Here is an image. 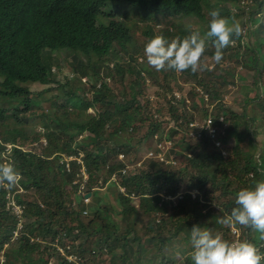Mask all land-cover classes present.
<instances>
[{"label": "trees", "instance_id": "trees-1", "mask_svg": "<svg viewBox=\"0 0 264 264\" xmlns=\"http://www.w3.org/2000/svg\"><path fill=\"white\" fill-rule=\"evenodd\" d=\"M231 1L236 2L239 12L220 10V13L229 19L242 17L244 27L256 26L255 30H249L255 34L251 47L242 45L243 35L234 36L235 43L223 50L221 64L205 69L204 76L190 70L181 74L185 80L194 79L208 95V104L213 105L211 114L223 116L227 124L223 137L227 159L213 149L208 137H203L176 141L177 150H172L170 155L176 157L177 163L182 157L180 165L149 159L147 165L136 166V151L132 160L125 158L130 149L139 144L147 146L154 134L160 140L164 132L173 139L181 131L185 136L193 113L200 109L205 117L208 112L203 96L195 101L194 89L189 88L183 96L179 85L166 82L169 75L177 77L174 70L157 72L138 62L144 56L145 46L139 45L136 30L127 23L129 19L125 12H119L120 8L128 13H142L141 20L148 22L141 31L146 42L156 35L171 40L177 36L183 38L194 28L176 24L169 18L165 28L153 34L151 24L162 23L159 17H171L163 12H173L204 22L208 30L210 16L204 9L206 0H0V156L4 143L27 147L24 151L15 148L10 155L21 176L19 183L25 189L22 194L15 193V199L23 206L25 221L19 237L13 241L16 220L5 210L7 191L0 187V264H101L105 257L116 259L115 264H144L152 261L154 255L160 258L158 264H176L175 251H180L181 257L192 251L190 230L194 225L229 240L230 229L217 223L218 219L235 206V195L241 187H252L264 179L261 171L264 148L258 152L256 141L259 134L264 135V86L260 78L264 65V0H253L255 8L248 9L241 7L240 0ZM103 8L106 13L102 17L99 13ZM66 50L73 52V59L68 62L65 58V63L80 76L88 77L91 94L80 96L68 83L64 87L59 84L57 93L51 90L53 93L47 98L49 109L34 113L31 107L41 106L42 92H31L22 84L45 87L56 83L54 68L59 70V57ZM95 60H99L98 65L107 66L103 75ZM223 62H232L237 67L245 65V69L257 73L261 82H257L258 94L243 99L241 113L225 103L223 93L227 84H233L228 80L230 74L241 81L245 77L236 74L235 66L226 71ZM151 79L162 89V93L156 90L160 93L152 100L156 103L162 97L163 103L156 109L158 118L151 111L152 101L146 100L143 93L144 83ZM189 93L195 101L193 113L185 101ZM252 103L256 104L254 113L263 123L260 127L256 126V118L247 116ZM19 105H23L22 109ZM57 107L64 111L60 113ZM92 108L94 113H87ZM115 114L119 117L115 118ZM29 115L39 121L42 132L25 129ZM142 125L147 128L139 135ZM41 140L46 144L38 152L29 149L30 144ZM184 152L190 157L183 155ZM120 154L125 158L123 162L111 163ZM61 155L81 156L89 176L86 192L92 194L90 206L77 193L78 185L72 184L79 166L72 162L71 171L66 172L59 164ZM123 163L131 165L124 173L120 171ZM235 184V190H228ZM119 186L124 192L119 191ZM104 188L107 189L101 194ZM194 189L198 198L191 200L187 191ZM10 191L14 192V187ZM29 192L37 195L36 199H31ZM179 194L181 198L176 197ZM192 201L200 202L206 211L191 216ZM212 209H218V213L211 212ZM92 212L99 214L86 222V216ZM113 215L122 217L126 231L133 234L135 247L130 244L132 240L127 238V232L117 235L119 224ZM143 216H151L152 222L144 225L143 233L139 234L137 228ZM202 218L212 219L215 226ZM237 228L240 241L251 242L264 253V240L258 233ZM48 231L52 233L48 235ZM182 234L184 237L179 238ZM55 236H58L57 246ZM166 249L173 254L171 258L164 254ZM178 264L192 262L180 260Z\"/></svg>", "mask_w": 264, "mask_h": 264}, {"label": "clouds", "instance_id": "clouds-1", "mask_svg": "<svg viewBox=\"0 0 264 264\" xmlns=\"http://www.w3.org/2000/svg\"><path fill=\"white\" fill-rule=\"evenodd\" d=\"M250 2L254 3L253 0H250ZM240 5L242 8H250L249 4L243 0H240ZM124 12L127 15L129 21H131L133 16H136L138 19L141 20V12L136 11L128 13L124 10L122 13ZM118 13L119 12L116 13L117 16ZM209 16L210 20L208 22V30L203 35L199 31H193L190 34L184 36L183 38L177 36L169 40L163 35H156L151 38L144 47V57L146 58L148 66L157 72L174 70L177 73H183L190 70L192 74H196L197 72L204 71L208 67L207 64L202 63V57H204L209 41L211 42V46L215 49L214 56L212 57V59L217 64H219L223 59V50L234 43V36L239 37L243 35L245 38L247 34H251V32H253H249V30H251V27L242 28L239 21L235 20V18H232V20L230 21L229 18L222 16L219 9H213L212 11H210ZM116 18L119 19L120 17ZM121 20L123 21V18ZM242 45H245L243 41ZM70 58L71 59L69 61L73 59L72 56H70ZM79 58L82 59V57ZM141 61H143L142 58H140L138 62L141 63ZM239 68H242V66H240ZM70 70V74L66 75L64 80H59L57 76L58 80L56 79V83H51L56 84V86L52 88H47L48 91L50 90L51 94L53 93L51 90L57 93L56 87H59V84L63 85L64 87V85L68 83V87L72 88L71 82L75 80H78L79 82H81V80L83 82H86L85 78H88L87 76H80L79 73L72 70L71 68ZM54 72L56 73V68H54ZM72 74H75V76H73ZM142 75L144 76L143 73ZM51 84L46 85L45 87H49ZM194 91L198 93L199 96H203L204 102L209 100L208 95L205 94L202 89H194ZM262 91H264V87H262ZM60 95L61 94H59V97ZM212 107L213 105L209 104L208 107H206L208 112L207 115L213 117L214 120L218 123L219 118L211 114ZM47 110L48 109H46L45 111ZM39 113H41V111ZM207 115H205V117ZM205 117H193V120L189 123L195 121L196 119L202 121L203 119H205ZM219 117L223 116L220 115ZM33 120L35 119L33 118ZM223 124L226 127L227 124L224 123V121ZM39 127H41V125ZM177 130L180 131L179 129ZM189 130L190 128L187 127V132L185 133V136L181 135V133L174 139L167 137L164 132L163 139H170L174 142V147L169 151L168 158H174L176 161L175 164L167 165H177L176 157L170 155V152L172 150H177L176 148L179 144L178 142H176L177 140L187 142L190 140H200L203 137L207 138V136L204 135L201 138H190L188 137ZM36 132H42V127L40 131ZM225 134L223 136H220L222 141L221 149H217L211 139L209 137L208 138L212 144L213 149L217 150L220 153V157L227 159L228 151L226 150L223 141V137L225 136ZM155 135H157L158 141L163 140H160L158 134H154L152 137H150L152 147L148 149L154 147L153 138ZM182 136L184 137V139L182 138ZM38 143H40L42 146L46 144L45 140H41ZM30 147L31 146H29V149ZM15 148L21 149L22 151L27 149V147H20L17 144L4 143L3 153L0 156L2 160V163H0V187H4V189L7 191L5 193V210L13 214L16 220L15 228L12 231L11 241L19 237L21 231L23 230L25 221L23 206L20 205L15 199V193L22 194L23 192H25V189L19 183L21 180L20 173L16 169L15 165L12 163V157H10L13 149ZM147 150L145 152V156ZM222 150L226 152L225 156L222 155ZM120 155H118V160L119 162H123L124 156L121 159L119 157ZM183 155L190 157V154L186 152H184ZM61 156L62 159L59 160V164L65 169L66 172L71 171L72 162H76V164L79 166V169L75 174V180L72 182V184L78 185L77 193L82 196L83 203L86 206H90L91 204L89 205L88 203L91 201L92 194L91 192H86L89 176L84 167L81 156ZM66 164H68V167L66 166ZM123 164L124 166L120 170L121 172L125 167L129 168L128 163ZM261 171L264 172V168H262ZM112 179L113 178H111L110 180ZM112 182H114V184L116 185L115 180H112ZM13 187L15 191L11 192L10 188ZM119 188L121 187L119 186ZM193 191H196L194 197H192L191 195V192ZM88 193L91 194L90 197H85V195ZM187 193L190 195L192 200L198 198V191L195 189L192 191H187ZM176 197L181 198V194ZM176 197H167L166 199L174 200ZM234 204L235 206L231 209V211L229 213H224L223 215H221L217 223L229 228V231H231V229L236 228L237 226L249 229L255 233H258L259 238L261 240H264V179L256 181L252 187H245L240 189L235 195ZM220 212H223V210L220 209ZM83 215H86V211L83 212ZM190 240L192 245V252L190 254L192 264H262V262H264V253H261L256 247V245H254L253 243L248 241H240L239 237L237 241H229L224 239L219 233L214 234L210 229L202 228L199 225H194L191 228ZM36 241L40 242V240L37 239ZM54 245L57 246V242H55Z\"/></svg>", "mask_w": 264, "mask_h": 264}, {"label": "rangeland", "instance_id": "rangeland-1", "mask_svg": "<svg viewBox=\"0 0 264 264\" xmlns=\"http://www.w3.org/2000/svg\"><path fill=\"white\" fill-rule=\"evenodd\" d=\"M243 1L248 3L250 8H255V2L254 3L250 2V0H243ZM204 9L206 10V12L208 11V14L213 9H219V10H222L223 12H226V10H230L232 12V14H236V12H239L237 7H236V2L235 1H231V0H206V3L204 5ZM223 9H225V10H223ZM123 11H124L123 7L120 8L119 12H123ZM110 12L112 13V12H116V11H110ZM105 13H106V9L103 8V10L99 13V15L103 17V16H105ZM163 13H166V15H169L171 17H167V16L159 17L158 19L162 21V23H158V25H160V28H156L158 25L151 24V27L153 29V34L159 33V30H161L162 28H165V25L167 24L169 18L174 20L176 24H179V25H182V26H186L187 28L191 27V29L194 28V30H190L188 32V34H190L193 31H199L202 35L204 33H206L207 29L205 27V23L199 21L198 19H196L194 17H192V18H184V17H181L178 13H173V12H163ZM207 16H209V15H207ZM116 17L119 18L120 17V13H118V16H116ZM232 18H235V20L239 21V23L241 24L242 28L244 27V24H242L243 23V18L242 17H235L234 16ZM232 18L229 19V20L231 21ZM208 20H210V19H208ZM205 22L207 23V19L205 20ZM128 24L130 25L131 28H133L134 31L136 30V34H135L136 36L135 37H136L139 45L140 46H145L147 42L144 39V37L142 36V32L141 31L144 30L146 25H148V22L145 21V20H140L136 16H133L131 21L128 22ZM255 27L256 26H251V30H253V29L255 30ZM253 33H254V31L251 32L250 35H246L245 38L243 36L242 41L245 44L244 46H250L251 47L252 41L255 39V34H253ZM263 36H264V34H263ZM235 41H234V43H235ZM214 52H215V49L211 46V44L209 42L208 46L206 48L204 57H202V63L207 64L208 65V67H207L208 69L209 68H213V67H215L214 65H216V62L212 59V57L214 56ZM70 56H73V52H71V50H68V51H65V53L62 54L59 57V60H60L59 61L60 63H59V66H58L59 70H57V68H56V73H57V76H58L59 80H62V79L64 80L65 76L70 74L71 70H70L69 64L65 63V58H68V62H69V60L71 59ZM78 56L81 57L82 55L79 53ZM142 60L143 61H141L140 64L142 66L145 65V66H147L149 68V66H148V64L146 62V58L144 56L142 57ZM98 61L99 60H95L94 61L95 62V66H96V68L99 67V72H100L101 75H103L105 73V71H106L107 66L102 64V63L98 65ZM224 64H225L224 68H225L226 71H227L228 68H231L232 66H235V68H237L236 69V74L239 75V76H244L245 77V81H241L240 79H237L236 77H234L233 75L230 74L228 76V80H231L233 82V84H227L226 85L227 89L223 93V98H224L225 103L227 105H229L232 110L236 111L237 113H241L244 110V108H243V106H244L243 99L245 97L250 99L255 94H258L259 90L256 88V86H257V82L259 84H261V82L259 81V79H257V76H258L257 73L254 72L253 70L245 69V67H244L245 65H242V68H239L240 66L237 67V65L233 64L232 62H226ZM261 68H262V70H261L260 78H261L262 84L264 86V65H261ZM151 69L152 68L150 67V70ZM210 70H212V69H210ZM204 72H205V70L197 72V73H198L199 76H204L203 75ZM181 74L185 75L187 73H177L176 72V76L177 77L169 75L166 78V82H169L171 84L179 85V87H181V90H183L182 91V95L183 96H184L185 91L189 90V88L195 89V90H201V87L198 84L195 83L194 79H190L189 78V79L185 80V78ZM72 75L75 76V74H72ZM210 76H212V75H210ZM253 77L255 78V81H254ZM85 80H86V82H83L82 80H81V82H79L78 80H75V81L71 82L73 89L72 88H70V89L76 90L80 94V96H82V94H83L85 97H87L88 95H90V92L88 90L89 89V85L87 83L88 79L85 78ZM110 84H111V82H110ZM22 86L28 88L29 90H31V92H36V91H38V92L41 91L42 92V94H41V101H42L41 106L36 108V109H34V107H31V110H33L34 113H39L40 111H45L46 109H49L48 108L47 98L51 95V92L50 91L47 92L48 91L47 88L55 87L56 84H51L49 87H43V86L38 85V84L27 83V84H22ZM156 90H159L162 93L161 87L158 86L157 84H154L152 82V79L146 81L144 83V85H143L144 98L146 100H148L149 102L152 101L154 99V96L156 97V94L160 93V92L156 93L157 92ZM194 93H195V101H196L200 96H199L198 93H196V92H194ZM38 94H40V93H38ZM190 94L191 93H189V95L186 96V100L185 101L187 103V106L189 107V110H191V112L193 113L192 106H195V101H193L189 97ZM33 95L34 94H32L31 96H33ZM168 96H167V98H168ZM159 100L157 99L156 103L154 101L151 102V103H153V106L151 107V111L153 112V114L155 115L156 118H158V114L156 112V109L159 108L160 104L163 103L162 97ZM142 101H144V100H142ZM22 107H23V105H19L18 106V108H21V109H22ZM206 107H208V100L205 101V108ZM180 108H182V106ZM56 109L60 113L62 111H64L62 107H60V108L57 107ZM255 109H256V104L255 103H252L250 106H248L247 116L256 118V126L260 127L261 125H263V123L258 119L259 115L254 113ZM94 111L95 110L92 108V109L87 110V113L93 114ZM193 115H194L195 118H198V117L202 118L203 117L202 112L200 111V109H198V111L194 112ZM28 117H29L28 118L29 120L27 121V125L25 126V129H27L28 132H30L33 129L35 131H40L41 127H39V126L41 124L39 123V121L36 122L35 120H33L31 115H29ZM114 117L118 118L119 115L115 114ZM68 118H70V116H68ZM74 118L75 117L72 116L71 120H74ZM241 119H243V118H241ZM241 119L238 120L240 123H242ZM115 124H117V123H115ZM237 125L239 127L238 123H237ZM146 126H147V124H146ZM146 126L142 125V129L140 130L139 135L143 134L146 131V128H147ZM163 126L164 127L166 126V128H167L166 124H164ZM241 127H242V125H241ZM241 127H240V129H241ZM181 133H182V131H181ZM80 139H81V137H78V140H80ZM256 141H257V145L259 144V147L257 146V151L259 152L261 149L264 148V135L263 134H259L258 137L256 138ZM30 145H31L30 149L33 148L34 151H37V152L42 148L40 143H32ZM146 145L147 146L143 147L142 144H139L137 146V148L130 149L125 154L126 160H128V161L132 160V157H134V155H135L134 153L136 151V153H138L136 166H140L141 164L142 165H147L148 164V160H145L144 157H145L146 150L148 148L152 147V143H151L150 139L147 141ZM227 157H228V155H227ZM125 158H123V160ZM181 159H182V157L178 158L177 165H180L179 163H181ZM117 162H119L118 157L116 159L113 158L111 163H117ZM111 163H108V164H111ZM128 165H129V168H130L131 165L130 164H128ZM107 188H104V189L100 190V193L101 194L105 193ZM235 188H236V184L232 185L231 187H229L228 190L232 191V190H235ZM241 189H242V187H241ZM108 192L112 193V188L110 190H108ZM36 196L37 195L33 194V192H29V197L31 199H34V198L36 199ZM113 197H114V195L112 194V198ZM89 200H90V198H89ZM111 200L112 199H109V202ZM91 203H92V201H90L88 204L90 205ZM191 204L193 205L192 209L189 210V214H191V216H194L196 214V212L197 213H199V212L203 213V212L206 211V209H204V207L202 206V204L200 202L192 201ZM211 212H217L218 213V209H216V210L212 209ZM98 214H99V212H92L90 216H86V218L85 217L84 218H85L86 222H89L92 218L98 216ZM113 218L119 224V229H118L117 235L125 234L127 231H126V227H125L124 221L122 220V217L117 216V215H113ZM202 220L205 221V222H209L211 224V226H215L212 219H203L202 218ZM148 222H152L151 221V216H143L141 221L139 222V225H138V228H137L139 234L143 233L144 227H145L144 225H146ZM234 229L237 231V233L239 232V229L237 227L234 228ZM50 233H52V232L48 231L47 234L50 235ZM126 236H127V238L129 240H132L133 234L131 232L130 233L127 232ZM183 237H184V234L179 235V238H183ZM228 237H229V241H236V237L232 236L231 231L228 232ZM55 238H54V240H55L54 242H57L58 236H55ZM145 242H146V240H145ZM147 243L149 244L148 241H147ZM130 244L135 247L136 242L132 240V241H130ZM96 248H97V246L93 247V249L95 251H96ZM191 252L187 253L185 256L181 257L180 251H177V252L175 251L174 254H176V255L174 256V260H176V262H177L176 264H178V262L180 260L181 261H187L188 260V261L192 262L191 261V255H190ZM164 254L166 256L168 255L169 258H171V254L172 253H170L168 251V249H166ZM101 261H102L101 264H115L116 263V259H111L110 260L107 257L103 258V260H101ZM159 261H160L159 256L158 255H154V256H152V261H146V262H144V264H158Z\"/></svg>", "mask_w": 264, "mask_h": 264}, {"label": "built area", "instance_id": "built-area-1", "mask_svg": "<svg viewBox=\"0 0 264 264\" xmlns=\"http://www.w3.org/2000/svg\"><path fill=\"white\" fill-rule=\"evenodd\" d=\"M223 117H219L218 123L214 120L213 117L207 115L205 119L202 121H199L196 119L195 121L188 124V127L190 128L188 137L190 138H201L203 135L207 136L211 139L214 146L218 149L222 148V141L221 137L225 134V125L223 124ZM154 147L147 150L145 159H153L160 163L165 164H175L174 158H168L169 151L173 149L174 142L170 139L164 138L162 141H158L157 135L154 136ZM222 155L225 156L226 152L222 150ZM189 156V155H188ZM121 159L123 158V155L119 156ZM68 167V164H66ZM128 167H125L122 170V173L126 171ZM86 178V177H85ZM121 192L124 191L123 188H119ZM196 194V191L191 192L192 197H194ZM232 236L236 237V241L239 237V232L235 229H231Z\"/></svg>", "mask_w": 264, "mask_h": 264}, {"label": "water", "instance_id": "water-1", "mask_svg": "<svg viewBox=\"0 0 264 264\" xmlns=\"http://www.w3.org/2000/svg\"><path fill=\"white\" fill-rule=\"evenodd\" d=\"M90 195H91V194H90V193H88V194H86V195H85V197H90Z\"/></svg>", "mask_w": 264, "mask_h": 264}]
</instances>
